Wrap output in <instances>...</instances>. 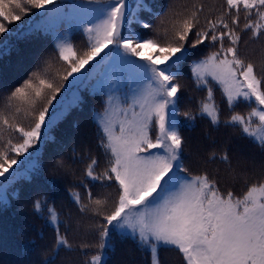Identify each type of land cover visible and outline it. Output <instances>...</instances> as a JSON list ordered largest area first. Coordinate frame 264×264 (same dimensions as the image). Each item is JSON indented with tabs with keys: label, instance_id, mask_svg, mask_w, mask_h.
Masks as SVG:
<instances>
[{
	"label": "snow or ice",
	"instance_id": "snow-or-ice-1",
	"mask_svg": "<svg viewBox=\"0 0 264 264\" xmlns=\"http://www.w3.org/2000/svg\"><path fill=\"white\" fill-rule=\"evenodd\" d=\"M248 34L264 38V0H224L218 10L194 2L170 15L150 0H0V58L11 54L14 40L45 39L61 66L53 74L51 57L40 56L31 70L21 64L14 84H0V205L10 204L12 184L42 173L53 130L83 110L87 93L101 97L102 110L90 117L100 151L88 156L84 179L74 186L84 198L72 192L76 211L64 226L69 235L80 226L83 264H106L113 233L149 252L151 264H160L161 247L176 251L180 264H264V162L258 169L233 165L231 148L217 150L212 134L238 131L264 152V75L239 55ZM201 48L208 51L192 59ZM185 68L206 95L181 111ZM214 86L230 112L224 120ZM240 104L246 113L236 111ZM197 120L208 128L195 161L258 172L243 192L222 189L206 168L194 173L193 161L186 162L183 129ZM52 165L64 167L60 157ZM11 195L18 199L19 190ZM42 201L47 194L36 195L35 210ZM48 211L56 244L72 250L54 204Z\"/></svg>",
	"mask_w": 264,
	"mask_h": 264
},
{
	"label": "trees",
	"instance_id": "trees-1",
	"mask_svg": "<svg viewBox=\"0 0 264 264\" xmlns=\"http://www.w3.org/2000/svg\"><path fill=\"white\" fill-rule=\"evenodd\" d=\"M150 2L156 12L167 10L169 15L173 10L183 11L185 7L194 2H203L213 10H218L224 4V0H150ZM144 15L147 18V14ZM201 22L203 23V17H201ZM156 23L159 24L158 18ZM10 27L15 28V25ZM134 27L137 31L145 32L138 26ZM82 39L79 33L73 36V42L78 47L82 46ZM13 43L15 47L12 48L11 54L0 58V84L9 86L14 84L20 77L21 64L31 70L40 56L51 57L53 74L60 69L61 66L55 62L50 40H14ZM193 51L195 55L192 59H196L203 56L208 49L201 48L199 51ZM239 55L255 64L258 75H264V38L255 40L250 38V34L243 35ZM183 73L180 80L184 88L180 101L181 111L186 107L195 108L206 95L205 92L196 88L187 68L183 69ZM213 91L217 105L222 108L221 120H224L230 112L222 104V94L219 88L214 86ZM84 96L86 103L83 110L72 111L67 119L53 130L55 142L49 143L44 149L42 173L31 182L21 180L8 188L10 204L0 205V264H83L85 257L82 255V250L77 247L81 240L80 226L76 225L70 235L65 233L64 226L69 216L74 215L76 211V206L71 199L72 192H80L81 197L84 198L83 190L74 186L84 179V169L90 162L88 156L89 154L95 156L100 151L96 147L95 127L90 117L94 110H102L101 97L87 93H84ZM236 111L246 113L247 107L245 104H240ZM20 119L27 125V119L23 116ZM180 119L184 120L182 116ZM207 128L206 120H197L195 127L183 129V134L188 138L185 148L186 162L193 161L189 166L194 173L206 168L212 177L219 180V186L222 189L231 188L237 193L243 192L246 187L245 182L254 181L258 172H249L247 175L237 174L218 159L206 164L202 161H195V154L207 145L205 136ZM212 134L218 141L217 150L225 144L231 148L233 165L239 163L241 167L258 169L261 162H264V152H261L258 146L250 140L239 138L238 131H229L226 134L225 130L221 129ZM73 148L76 149L75 153L72 151ZM55 157L61 158L63 169L53 167L52 159ZM14 190H19L18 199L11 195ZM95 191H103L112 197L116 195L115 190L110 188L102 190L94 188ZM37 194H47L48 197L47 203L41 202L39 210H35L33 205ZM53 204L60 232L69 235L72 250L55 242L56 224L51 221L48 211ZM112 243L114 250L107 251L106 264H151L150 253L139 247L133 239L122 238L119 234L113 233ZM159 256L160 264H180L179 255L170 248L161 247Z\"/></svg>",
	"mask_w": 264,
	"mask_h": 264
},
{
	"label": "rangeland",
	"instance_id": "rangeland-1",
	"mask_svg": "<svg viewBox=\"0 0 264 264\" xmlns=\"http://www.w3.org/2000/svg\"><path fill=\"white\" fill-rule=\"evenodd\" d=\"M93 114H94V112H93ZM93 114H92V115H93Z\"/></svg>",
	"mask_w": 264,
	"mask_h": 264
}]
</instances>
